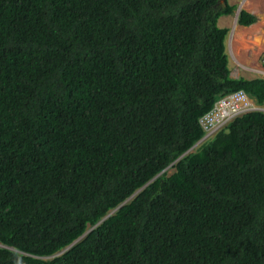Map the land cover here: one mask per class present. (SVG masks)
<instances>
[{
    "label": "trees",
    "instance_id": "obj_1",
    "mask_svg": "<svg viewBox=\"0 0 264 264\" xmlns=\"http://www.w3.org/2000/svg\"><path fill=\"white\" fill-rule=\"evenodd\" d=\"M234 8L0 0V264H264V110L198 121L264 103L230 74Z\"/></svg>",
    "mask_w": 264,
    "mask_h": 264
},
{
    "label": "rangeland",
    "instance_id": "obj_2",
    "mask_svg": "<svg viewBox=\"0 0 264 264\" xmlns=\"http://www.w3.org/2000/svg\"><path fill=\"white\" fill-rule=\"evenodd\" d=\"M230 4H235V8L232 13L221 14L218 18V24L220 26H228L229 32L225 38V50L228 54L230 74L233 77L246 76H262L264 77V0H251L249 4H242L243 0H228ZM221 4L222 1L219 0ZM241 8L248 10L249 12L254 13L257 16V20L249 25H241L240 27L237 22V14ZM237 25V27H235ZM259 26L258 30L261 36H256L255 33L251 34L249 37L243 41L242 39L235 36V47L238 52L237 58L233 56L232 49L230 50V45L232 44V38L234 36L235 28L237 33L242 29ZM234 29V30H233ZM239 29V30H238ZM233 30V31H232ZM238 40V41H237ZM241 40V41H240ZM263 43L261 44V42ZM261 44V45H260ZM248 46V49L244 51L243 47ZM254 109L264 110L263 104H256L254 101ZM196 145V144H195ZM193 147L190 148V150ZM173 166L168 165L164 168V171L169 174L172 172Z\"/></svg>",
    "mask_w": 264,
    "mask_h": 264
},
{
    "label": "built area",
    "instance_id": "obj_3",
    "mask_svg": "<svg viewBox=\"0 0 264 264\" xmlns=\"http://www.w3.org/2000/svg\"><path fill=\"white\" fill-rule=\"evenodd\" d=\"M253 99L241 88L217 97L211 107L201 114L198 121L208 136L227 124L236 115L254 109Z\"/></svg>",
    "mask_w": 264,
    "mask_h": 264
},
{
    "label": "crops",
    "instance_id": "obj_4",
    "mask_svg": "<svg viewBox=\"0 0 264 264\" xmlns=\"http://www.w3.org/2000/svg\"><path fill=\"white\" fill-rule=\"evenodd\" d=\"M240 27H244V26H240ZM258 27H259V26H252V27L242 28L238 33L236 32L235 35H236V37H238V38H240V39L243 38V39H244V40L242 39L243 41H245V38H246V37H249V36H250L251 34H253V33H255L256 36L259 37V36H261V34L259 33ZM242 30H243V31H242ZM247 32H248V34H247ZM250 32H251V33H250ZM238 34H239L241 37H239ZM244 35H248V36H245V37H244ZM235 39H236V38H235ZM262 43H263V41H262ZM262 43H261V44H262ZM261 44H260V45H261ZM243 49H244V51H246V50L248 49V46H244Z\"/></svg>",
    "mask_w": 264,
    "mask_h": 264
},
{
    "label": "bare ground",
    "instance_id": "obj_5",
    "mask_svg": "<svg viewBox=\"0 0 264 264\" xmlns=\"http://www.w3.org/2000/svg\"><path fill=\"white\" fill-rule=\"evenodd\" d=\"M250 1H251V0H243V3H242V4H244V5H245V4H249ZM238 24H239V23H238ZM239 25H240V24H239ZM241 25H242V24H241ZM241 25H240V26H241ZM249 26H251V25H249ZM235 27H237V25H236ZM246 27H248V26H246ZM233 30H234V29H233ZM233 30H232V31H233ZM238 30H239V29H238ZM242 31H243V30H242ZM236 32H237V31H236V28H235L234 36H233V38H232V44L230 45V50L232 49L231 51H232L233 56L235 57V59L237 58L236 55H238V52L236 51L238 48L236 49V47H235V44L237 43V42L235 41V36H236L235 33H236ZM250 33H251V32H250ZM247 34H248V32H247ZM238 35H239V34H238ZM245 36H248V35H244V37H245ZM239 37H241V36L239 35ZM246 38H247V37H246ZM246 38H245V39H246ZM241 39H243V38H241ZM243 40H244V39H243ZM237 41H238V40H237ZM240 41H241V40H240ZM234 42H236V43L234 44ZM261 43H262V42H261ZM235 54H236V55H235Z\"/></svg>",
    "mask_w": 264,
    "mask_h": 264
},
{
    "label": "water",
    "instance_id": "obj_6",
    "mask_svg": "<svg viewBox=\"0 0 264 264\" xmlns=\"http://www.w3.org/2000/svg\"><path fill=\"white\" fill-rule=\"evenodd\" d=\"M220 1L224 2V0H220ZM124 201H125V200H124ZM124 201H123V202H124ZM81 237H82V236H80V238H81ZM78 239H79V238H77V239L74 240L73 242L77 241ZM73 242H72V243H73Z\"/></svg>",
    "mask_w": 264,
    "mask_h": 264
},
{
    "label": "clouds",
    "instance_id": "obj_7",
    "mask_svg": "<svg viewBox=\"0 0 264 264\" xmlns=\"http://www.w3.org/2000/svg\"><path fill=\"white\" fill-rule=\"evenodd\" d=\"M252 99V98H251Z\"/></svg>",
    "mask_w": 264,
    "mask_h": 264
}]
</instances>
